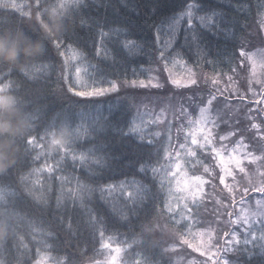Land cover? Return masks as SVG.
Masks as SVG:
<instances>
[{"label": "trees", "instance_id": "16d2710c", "mask_svg": "<svg viewBox=\"0 0 264 264\" xmlns=\"http://www.w3.org/2000/svg\"><path fill=\"white\" fill-rule=\"evenodd\" d=\"M131 1L134 7L122 15L118 0H39L38 8L36 0H0V158L11 162L0 170V264H38L42 257L50 264H96L106 239L123 247L122 264L206 258L192 247L176 251L188 223L179 217L173 223L166 214L175 207L160 172L167 138L153 139L163 124L140 128V117L179 110V100L195 91L169 81L155 88L153 77L166 75L159 71L162 55L187 62L192 72L193 65L204 66L220 77L221 89L242 92L243 74L237 78L231 70L241 48H264V0ZM48 17L56 24H45ZM177 69L191 74L171 70ZM138 80L152 89L134 86ZM199 91L206 99L208 90ZM203 99L192 105L196 115ZM166 100L171 105L153 107ZM229 130L227 124L220 129ZM31 136L42 139L47 154L28 144ZM57 137H64L66 152L53 150ZM185 170L190 178L192 170ZM222 187L213 192L207 185L204 219H212L213 200L221 201V211L227 203ZM259 231L223 252L222 261L264 264ZM186 239L200 246L209 239L207 229L194 227Z\"/></svg>", "mask_w": 264, "mask_h": 264}, {"label": "snow or ice", "instance_id": "6c2138e0", "mask_svg": "<svg viewBox=\"0 0 264 264\" xmlns=\"http://www.w3.org/2000/svg\"><path fill=\"white\" fill-rule=\"evenodd\" d=\"M22 7L20 5L17 10ZM36 7H39V0H36ZM161 60L159 71L166 73L171 85L178 87L182 82L172 78L169 67L184 68L191 72L189 84L195 90L179 100V110H173L170 117L161 111L159 116L154 113L150 120L145 121L144 114L141 113L139 125L140 128L147 126V130H152L163 124V131H156L153 139L164 136L168 141L160 172L175 207L169 205L166 214L173 223L177 217L188 223L187 230L177 241L179 247L176 251L181 252L192 247L200 256L206 257H194L193 264L196 261L199 264H228L227 261H222V253L235 249L244 236L253 239L252 229L256 227L253 221L256 216L261 217L257 223L264 224V48L258 51L240 49L239 60L231 72L237 78L243 74L242 92L221 89L220 77L214 71L211 74L202 71L206 69L204 66L193 65L196 71L192 72L188 69L187 62L180 59L170 60L162 55ZM80 74L81 70H77L78 78ZM222 75L224 74L221 73ZM234 76L229 75L228 80L232 81ZM153 78L159 81V74ZM134 86L152 89V85L145 84L143 80L135 81ZM159 87L160 82L155 88ZM201 88L208 90L206 99H203L199 91ZM4 90L5 87L0 85V92ZM198 99H203V103L196 105L198 117L193 119L190 109ZM184 100L189 101L188 105H185ZM164 104L171 105V101L150 105L159 110ZM223 124H227L230 130L220 131ZM233 124L235 127H231ZM241 124L244 125L243 130ZM27 142L39 152L47 154L41 138L31 136ZM59 150L66 152V145ZM216 161L219 162L218 165L215 164ZM198 167L207 178L197 174ZM216 167L219 168L218 172ZM186 168L193 172L190 178ZM46 170L47 165L40 170V174L43 175ZM228 178H231V184L227 182ZM217 184L223 186L222 190H226L224 199L227 203L222 205L221 211V201L213 200L212 219L207 220L204 219V214L208 212L203 204L204 186L208 185L215 192ZM194 227L207 229L209 239L200 246L190 245L186 239L193 235ZM240 229L246 231L241 232ZM204 234L201 232L200 236ZM108 250L113 254L123 252V249L113 247L111 241L108 243ZM187 258L193 257L189 253ZM38 264H50V258L42 257Z\"/></svg>", "mask_w": 264, "mask_h": 264}, {"label": "rangeland", "instance_id": "374dc122", "mask_svg": "<svg viewBox=\"0 0 264 264\" xmlns=\"http://www.w3.org/2000/svg\"><path fill=\"white\" fill-rule=\"evenodd\" d=\"M261 26H264V18L263 19H261ZM254 32H255V34H256V36H257V38H258V41L261 39V34H260V31L259 30H257L256 29V27L254 26ZM263 32H264V28H263ZM175 67H171V68H169L168 69V71H170L171 73H172V78H175V79H179V80H181V85H183L184 83H185V85H186V83L188 82V80H186L184 77H180V75H178L177 73H180L181 71L183 72V76H185L186 74H187V71L186 70H181V69H177V71H176V73H173V70H171V69H174ZM187 76H190V75H187ZM183 78H184V80H183ZM158 81V80H157ZM163 81H168V79L166 78V75H161L160 74V77H159V81L158 82H163ZM170 83V82H169ZM166 86H168V84L166 85ZM174 87H176V86H174ZM231 88H234V87H231ZM149 107V106H148ZM143 109V111H144V108H145V106L144 107H142ZM149 108H151V107H149ZM173 110H176V111H178L177 109H176V107L175 108H173V107H168V109H165V113H166V116L167 117H170V115H171V113H172V111ZM161 111L164 113V111L161 109L160 111H159V114L157 115V116H159L160 115V113H161ZM190 111L192 112V118L193 119H195V118H197L198 117V115H196V113L194 112V109H193V107L190 109ZM152 111H147V112H143V113H151ZM148 117H145L144 119L146 120ZM164 145H166L167 146V141H165V144ZM183 163V162H182ZM203 173L201 172L200 173V175H202ZM188 176H189V174H188ZM204 190H205V196H204V198L203 199H205L206 197H207V195L209 194L208 193V191H207V185H205L204 186ZM256 220V219H255ZM257 231H259L258 230V228L257 227H255L254 228V232H253V235L257 232ZM261 231V230H260ZM259 231V233H262V235H263V237H264V231H261L260 232ZM109 241H111V244H112V246L113 247H116V248H121V249H123V247H121V246H119V245H117V244H115L114 243V241L113 240H111V239H106L105 241H104V243H103V245H104V247L102 248V250H103V252H104V254L102 253V255H103V257H102V259H100L96 264H122V254H123V252L121 253V252H116V253H110V251L108 250V243H109ZM230 251H232V249H229Z\"/></svg>", "mask_w": 264, "mask_h": 264}, {"label": "bare ground", "instance_id": "6f19581e", "mask_svg": "<svg viewBox=\"0 0 264 264\" xmlns=\"http://www.w3.org/2000/svg\"><path fill=\"white\" fill-rule=\"evenodd\" d=\"M133 2L131 0L125 1V0H118V6H121L119 9V12L124 15L126 10L128 8L134 7V5L132 4ZM108 7H111V2H107ZM58 20V19H57ZM56 19H50V17H48V19H46L44 21L45 24H47L49 27H51L53 24H56L55 22L57 21ZM42 27V26H41ZM46 29V28H45ZM41 31L44 32L41 28ZM110 51H112V53H115L114 49H111Z\"/></svg>", "mask_w": 264, "mask_h": 264}, {"label": "clouds", "instance_id": "9594fccd", "mask_svg": "<svg viewBox=\"0 0 264 264\" xmlns=\"http://www.w3.org/2000/svg\"><path fill=\"white\" fill-rule=\"evenodd\" d=\"M41 54L40 52H37L36 55H39ZM65 139L64 137H57V138H54L53 141H52V148L53 150H55L58 146H63V144L65 143ZM10 163L9 162V165H6L3 158H0V170H2L3 168H5L6 166H10Z\"/></svg>", "mask_w": 264, "mask_h": 264}]
</instances>
